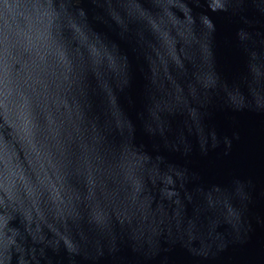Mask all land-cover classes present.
Listing matches in <instances>:
<instances>
[{
	"label": "water",
	"instance_id": "obj_1",
	"mask_svg": "<svg viewBox=\"0 0 264 264\" xmlns=\"http://www.w3.org/2000/svg\"><path fill=\"white\" fill-rule=\"evenodd\" d=\"M0 264H264V0H0Z\"/></svg>",
	"mask_w": 264,
	"mask_h": 264
}]
</instances>
